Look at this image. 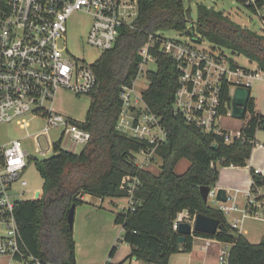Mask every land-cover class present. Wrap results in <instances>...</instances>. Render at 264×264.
Masks as SVG:
<instances>
[{
	"label": "trees",
	"instance_id": "1",
	"mask_svg": "<svg viewBox=\"0 0 264 264\" xmlns=\"http://www.w3.org/2000/svg\"><path fill=\"white\" fill-rule=\"evenodd\" d=\"M166 29L185 33L197 42L206 40L214 47L229 49L233 55H245L264 72V35L230 19L223 10L199 3L198 16L193 20L185 0H138L137 17L122 25L115 47L92 63L97 84L87 93L92 101L84 123L92 134L90 141L78 152L67 151L57 143L53 155L33 159L44 180L40 196L16 203L15 216L25 245L44 264L77 263L74 229L68 221L73 204H83L86 194L102 199L128 198L132 194L130 183L137 176L140 185L133 194L135 209L115 214V223L123 227L122 241L132 247L129 257L135 256L145 264H169L171 254L180 251L174 221L178 213L188 210L192 216L203 213L220 220L221 229L216 234L195 235L231 243L229 264H264V238L259 243L251 242L201 192L202 186H216L220 167L248 164L257 131L264 130V114L256 112L254 97L248 101L241 139L226 142L223 135L187 122L174 108L181 74L178 61L162 52L157 41L150 49L156 68L146 72L150 83L142 97L168 133L166 142L156 149L162 159L158 174L136 162L137 154L152 144L118 128L122 87L139 75L141 47L150 33L164 34ZM230 63L233 69L240 66L232 55ZM232 85L223 82V115L231 107ZM183 158L191 165L179 174L176 166ZM251 173L252 191L257 194L259 188L264 189V175L255 169ZM256 200L263 201L264 195ZM192 248L193 236H188L183 251ZM116 251L117 246H113L110 257Z\"/></svg>",
	"mask_w": 264,
	"mask_h": 264
},
{
	"label": "built area",
	"instance_id": "2",
	"mask_svg": "<svg viewBox=\"0 0 264 264\" xmlns=\"http://www.w3.org/2000/svg\"><path fill=\"white\" fill-rule=\"evenodd\" d=\"M241 1L256 13L261 22L260 34L264 35V0ZM77 11L92 13L85 41L105 52L115 47L122 25L129 24L130 15L137 13L138 0H0V123L16 121L24 128L29 126L28 115L43 117L46 126L35 138L39 140L50 129L62 127L61 140L57 143L71 152L81 150L92 134L84 127L85 121L57 111L53 104L62 89L80 95L91 92L97 84L92 63L73 55L66 45H62V41L66 40L67 23ZM157 41L161 42L162 52L176 58L181 72L175 111L181 113L187 122L207 132L223 135L226 142L241 139V131H225L219 126L223 116V82L250 85L243 78H264V72L259 67L262 73L258 70L247 72L241 66L233 69L230 55L225 50L202 46L203 41L191 39L188 42L150 33L141 47L139 75L147 70L149 63H156L150 49ZM137 78L122 87L123 107L118 128L152 144L139 152L143 156L142 161L136 157L137 164L145 168L157 158L156 149L166 142L168 133L160 117L149 110L142 93L136 90ZM57 143L36 151L43 158L50 157L49 153H55ZM35 158L23 148L22 138L0 145V254L10 256L13 264L18 260L22 264H44L27 249L15 216L17 201L23 200L29 192L24 174L29 162ZM16 184L21 187L14 188ZM139 185L140 178L137 176L130 183L132 194L124 209H135L133 194ZM217 191L211 187L209 198H216ZM220 204L219 208L225 213L231 210L242 212V216L235 217L231 224L235 229L241 230L245 217H258L259 201L252 194H249L244 208L237 205L229 207L225 202ZM195 218L196 215L192 216L188 210L178 213L174 229L178 231L179 224L184 221L193 225ZM228 244L231 246L222 248L218 255L220 264H229L232 244ZM111 258L103 264H126L125 260L114 262ZM127 260L129 264L138 261L135 256Z\"/></svg>",
	"mask_w": 264,
	"mask_h": 264
},
{
	"label": "rangeland",
	"instance_id": "3",
	"mask_svg": "<svg viewBox=\"0 0 264 264\" xmlns=\"http://www.w3.org/2000/svg\"><path fill=\"white\" fill-rule=\"evenodd\" d=\"M186 6L191 8V16L192 19L195 20L198 16V4L203 3L209 7H214L217 10H223L226 15L230 17V19L234 20L235 22L241 24L244 27H248L258 33H260L261 29V22L260 19L257 17L256 13L247 7L241 0H185ZM136 15H130L129 19L127 20L129 23H132ZM92 23V13L88 11H77L75 12L67 23L68 31L66 33V40L62 41V45H66L69 51L78 57H83L86 59L87 62L93 63L97 61L101 55L103 54L102 51L95 49L94 47L90 46L86 43L85 37L89 31V28ZM162 33L165 36L170 38H178L181 40H186L190 42V37L185 33H181L174 29H166ZM202 46H207L208 48L213 47L208 41L204 40ZM225 50L230 56L232 55L240 64L242 68H249L253 71H260L258 69V64L256 61L249 59L245 55H233L229 49ZM155 69L156 64L149 63L146 66V69ZM141 73L136 81V90L139 93H142L149 85L150 81L146 74V71ZM262 73V71H260ZM244 80V78H243ZM247 80L245 79L244 82ZM253 94L259 98L260 107L264 109V80L261 79H254L251 82ZM91 96L87 93H83L80 95H76L72 90H60L57 94V98L53 104V107L67 116H71L72 118L78 120L86 119V112L88 106L90 104ZM29 121V126L22 128L16 121L10 123H0V145L8 144L10 141L18 138H22L23 141V148L26 149L30 154L36 156L37 158H43L36 150L37 148H48L49 145H53L61 140V130L62 127H55L48 131V133L42 136L39 140L35 138V135L42 131L46 126V119L40 116H27ZM53 155V152L49 153V156ZM140 161L143 160L142 154H137ZM155 162L152 163L150 166L153 168V171L158 172L160 170V166L162 163V159L157 157ZM190 163V161L186 158H183L177 165L176 170L181 172L184 169L185 165ZM24 178L28 180L27 189L29 192H26L24 199H31L33 198L34 192L36 189H40L43 186L44 180L40 175L34 160L32 159L26 172L24 174ZM20 188V184L14 185V188ZM127 199V200H126ZM120 204H123L125 201H128V198H119L118 200ZM209 204H219L218 201L211 197L208 198ZM231 203V200L228 201V204ZM111 209L114 211H119L121 208L119 205L111 206ZM109 210L104 213L101 217L103 219L102 224L94 223L92 218H88L85 216L80 217L77 214V210L75 211V220L73 223L74 232L77 229L86 232L89 236L88 239H91L97 244L95 248H90L89 246L84 247L81 251L76 252V264H91V260L96 257L97 253L100 252L102 248V244L108 243V241L112 240V246H117V251L111 260L114 262H119L120 260L125 259V263L129 264L130 255V244L122 241V232L121 226L114 222V212ZM229 213V212H228ZM230 212L227 214L228 218H232L235 214ZM236 213V212H234ZM258 217L255 218L254 216H248L244 219L242 224V231L245 229H261L264 228V210L261 208L257 213ZM113 219V221H111ZM257 231V230H256ZM81 234H86L82 233ZM252 236V239L255 241H259V236ZM107 245V244H106ZM111 246V247H112ZM110 248L106 247V249L102 250L104 255L109 256ZM115 257V258H114ZM16 264H22L21 261H16ZM132 264H145L144 262L138 260L132 262ZM218 264H220L218 262Z\"/></svg>",
	"mask_w": 264,
	"mask_h": 264
},
{
	"label": "crops",
	"instance_id": "4",
	"mask_svg": "<svg viewBox=\"0 0 264 264\" xmlns=\"http://www.w3.org/2000/svg\"><path fill=\"white\" fill-rule=\"evenodd\" d=\"M138 11L136 14L133 15V17L136 15L137 17ZM214 47V46H213ZM236 60V59H235ZM237 61V60H236ZM238 62V61H237ZM239 63V62H238ZM156 64V63H154ZM150 69V68H148ZM246 69H249L246 67ZM250 70V69H249ZM257 71V70H256ZM249 72L255 73V71L250 70ZM246 78H244L245 80ZM254 79H261L264 80V78H247L246 80L250 82V88H251V96L255 99V110L258 113L264 114V109L260 107L259 104V98L256 97L253 94L252 85L251 82ZM246 81V82H247ZM237 85L233 84L230 88V94L231 97L233 95V92L235 90V87ZM64 90V89H62ZM78 95V94H76ZM92 99L90 100L91 103ZM90 106V104H89ZM88 106V108H89ZM231 107L229 108V111L226 115H223L222 118L219 121V126L225 130V131H241L243 126L246 124L247 119H239L235 118L231 115ZM88 110V109H87ZM87 114V112H86ZM78 120V119H77ZM86 119L82 120L85 121ZM81 121V120H80ZM256 140L257 144L253 147V151L251 154V157L248 161V164L246 166H236V165H229V166H222L220 167L221 171V177L219 181L217 182L216 186L214 188H224L227 191V195L229 197L228 201L231 200V203L228 204V201L225 202V204L229 207L237 205L239 208H244L246 206L249 194H252L255 198H257L258 195H264V189L259 188L257 194L253 193L252 191V185H253V177H252V169H255L257 172L264 175V130H258L256 134ZM155 161L149 163L146 165V169L158 174V172L153 171V168L150 166ZM151 164V165H150ZM191 162L187 163L184 167V169L181 170V172L177 173L182 174L190 167ZM177 167V166H176ZM42 188H38L35 190V195L32 199H36V194L38 191H41ZM85 202L79 206L76 207L77 214L82 217L86 216L88 218H92L94 223H98V225L101 223L102 220L101 217L106 214L107 211L112 210L111 206L113 205H119L120 210L124 209L128 205V201L124 202L123 204H120L117 198H106L102 199L100 197L93 196L91 194H86L84 196ZM127 200V199H126ZM219 204H213L212 206L220 207ZM259 209L261 208L264 210V200L259 201ZM75 210V211H76ZM114 222H115V214L117 211H114ZM230 212H233L232 214H235L231 219L227 217L228 221L232 224L235 217H241L242 212L241 211H234L231 210ZM229 212V213H230ZM236 212V213H234ZM226 213V216L227 214ZM246 218V217H245ZM244 218V219H245ZM113 221V219L111 220ZM244 222V221H243ZM242 222V224H243ZM241 224V225H242ZM121 226V225H120ZM243 227V226H242ZM239 232H241L243 235H245L251 242L253 243H259L264 238V228L261 229H245L242 231V229H237ZM257 230V231H256ZM86 233V234H81ZM80 229L76 228V231L74 232L75 240H76V252L81 251L82 248L89 246L90 248H95V243L91 239H88L89 236L86 232L82 231ZM121 232L123 234V227L121 226ZM2 234V228H0V235ZM251 235H257L259 236V241H255L252 239ZM193 236V248L191 251H178L173 254H171L169 259V264H198V263H205V264H218V255L222 248L226 246H231L228 243L222 242L218 239L212 238V237H203V236H196L195 234ZM107 244V245H106ZM113 244V241L110 240L108 243L102 244V248L100 252L97 253L96 257L91 260V264H103L109 257H106L104 253H102V250L106 249V247L110 248ZM114 246V245H113ZM112 246V247H113ZM130 246V252L132 250L131 245ZM111 247V249H112ZM110 249V251H111ZM115 258V257H114ZM113 259V257H112ZM125 260V259H124ZM124 260H120L124 261ZM77 261V260H76ZM118 261V260H117ZM115 261V262H117ZM0 264H13L12 258L5 254H0Z\"/></svg>",
	"mask_w": 264,
	"mask_h": 264
},
{
	"label": "water",
	"instance_id": "5",
	"mask_svg": "<svg viewBox=\"0 0 264 264\" xmlns=\"http://www.w3.org/2000/svg\"><path fill=\"white\" fill-rule=\"evenodd\" d=\"M251 96V88L249 85L240 84L235 87L232 95L231 115L235 118L244 119L247 115L248 101ZM214 147H217L214 145ZM210 186H202L201 192L206 201L209 198ZM41 191H38L36 198L40 196ZM218 202H226L229 197L224 188H219L215 198ZM76 205L73 204L68 213V221L73 226L75 220ZM221 229L220 220L203 213L196 215L194 224L184 221L179 224L178 228V249L183 251L187 242L188 236H192L195 232H202L205 234L214 235Z\"/></svg>",
	"mask_w": 264,
	"mask_h": 264
}]
</instances>
